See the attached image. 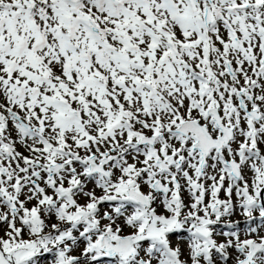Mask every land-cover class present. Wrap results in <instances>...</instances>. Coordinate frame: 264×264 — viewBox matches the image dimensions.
Wrapping results in <instances>:
<instances>
[{
	"label": "snow or ice",
	"instance_id": "1",
	"mask_svg": "<svg viewBox=\"0 0 264 264\" xmlns=\"http://www.w3.org/2000/svg\"><path fill=\"white\" fill-rule=\"evenodd\" d=\"M0 264H264V0H0Z\"/></svg>",
	"mask_w": 264,
	"mask_h": 264
},
{
	"label": "rangeland",
	"instance_id": "2",
	"mask_svg": "<svg viewBox=\"0 0 264 264\" xmlns=\"http://www.w3.org/2000/svg\"><path fill=\"white\" fill-rule=\"evenodd\" d=\"M174 243H175V241H174Z\"/></svg>",
	"mask_w": 264,
	"mask_h": 264
}]
</instances>
